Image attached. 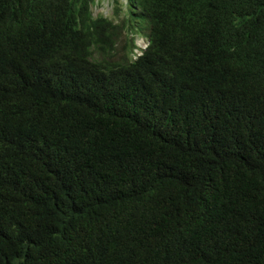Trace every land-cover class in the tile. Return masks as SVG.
Listing matches in <instances>:
<instances>
[{
    "label": "trees",
    "instance_id": "obj_1",
    "mask_svg": "<svg viewBox=\"0 0 264 264\" xmlns=\"http://www.w3.org/2000/svg\"><path fill=\"white\" fill-rule=\"evenodd\" d=\"M112 1L0 0V264H264V0Z\"/></svg>",
    "mask_w": 264,
    "mask_h": 264
},
{
    "label": "rangeland",
    "instance_id": "obj_2",
    "mask_svg": "<svg viewBox=\"0 0 264 264\" xmlns=\"http://www.w3.org/2000/svg\"><path fill=\"white\" fill-rule=\"evenodd\" d=\"M117 5L114 3L113 5H110V3L108 2V0H101L100 3L98 4L97 8L95 9V15H99L101 13H104L108 16H111L113 14V11L115 9ZM122 16H124V14H122ZM118 20L121 22V19L118 17ZM134 43L137 44L139 50L141 48H144L147 45V40L144 37H138L136 35H133L132 37ZM132 43V42H131ZM126 44V38L124 36H121L114 45V48L110 51H107L106 54L104 55V57L106 59L109 60H123L124 59V55L126 53H130V50H126L125 45ZM135 45H131V48H134ZM139 50H136L135 52H137V54H140ZM101 53H103L101 51ZM136 54V53H135ZM93 56L99 58L100 53L98 50H93ZM102 56V54H101ZM136 56V55H135ZM132 56V57H135ZM103 57V56H102Z\"/></svg>",
    "mask_w": 264,
    "mask_h": 264
},
{
    "label": "clouds",
    "instance_id": "obj_3",
    "mask_svg": "<svg viewBox=\"0 0 264 264\" xmlns=\"http://www.w3.org/2000/svg\"><path fill=\"white\" fill-rule=\"evenodd\" d=\"M100 1H101V0H96V3H95V4L93 5V7H92L93 14H94L95 17L98 16V15H95V9L97 8V6H98V4L100 3ZM108 2L110 3V5H113V4H114V3H112V2H113L112 0H108ZM127 2H128V0H120L119 7L126 11V9H127V5H126ZM101 14H103V15H105V16H108V15H106V14H104V13H101ZM123 14H124V13H123ZM99 15H100V14H99ZM121 16H122V14H121ZM124 16H125V14H124ZM108 17H110V18L112 19V18L114 17V11H113V14H112L111 16H108ZM122 17H123V16H122ZM114 18H115V17H114ZM114 21L118 23V20H117V19H114ZM143 25L145 26V22L143 23ZM137 28H139V29H137L135 33H130V31H127V30H126V31L123 32L122 35L120 34V35L117 37V40H118L121 36H124V37L126 38V44H125L126 46H125V48H126L127 51L130 50V53L128 52V53H126V54L124 55V59H126V57H129V58H131V59H136L137 57L143 55L144 51L146 50V48H147L148 45H149V36H148V34H149V30H148L146 27H144L143 29H140V26H137ZM133 35H136L137 38H138V37H144V38L147 40V45H146L144 48H141V49L139 50L137 44L134 43V41H133V39H132ZM128 39L130 40L129 43H127V40H128ZM131 42H132V43H131ZM131 45H135V47L130 49V46H131ZM93 47H94V45H93ZM93 50H94V49H93ZM136 50H139L140 54H137V52H135ZM135 53H136V54H135ZM135 55H136V56H135ZM132 56H135V57H132Z\"/></svg>",
    "mask_w": 264,
    "mask_h": 264
}]
</instances>
